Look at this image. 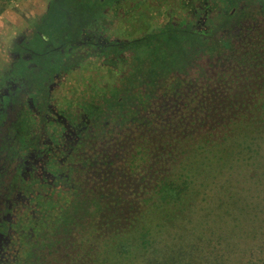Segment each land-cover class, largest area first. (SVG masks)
Here are the masks:
<instances>
[{"label": "trees", "instance_id": "trees-1", "mask_svg": "<svg viewBox=\"0 0 264 264\" xmlns=\"http://www.w3.org/2000/svg\"><path fill=\"white\" fill-rule=\"evenodd\" d=\"M213 10L163 42L172 66L149 62L129 83L132 110L114 133L85 136L98 144L58 177L69 206L23 239L22 264H233L240 250L235 264H264V0Z\"/></svg>", "mask_w": 264, "mask_h": 264}, {"label": "flooded vegetation", "instance_id": "flooded-vegetation-1", "mask_svg": "<svg viewBox=\"0 0 264 264\" xmlns=\"http://www.w3.org/2000/svg\"><path fill=\"white\" fill-rule=\"evenodd\" d=\"M77 1L82 2V0H52L51 4L50 2L47 4L46 10L39 15L46 17L49 12L51 13L53 23L51 25L49 22L47 27L53 40L61 42V46L65 47L59 46L57 52H54L57 59L62 61L60 69L55 73L54 81L46 80V73L41 69L44 67L45 59L50 64L51 51H46L43 57L39 55L32 59L24 50L18 49L13 41V50L8 52L11 58L7 64L10 66L13 64L14 68H17L14 62H19L20 57L25 56L26 65L20 70L21 74L31 73L32 78L30 77L29 83L41 87L39 90L36 89L33 95L34 99L38 98L37 103L34 105L27 99L26 104L21 108L25 109L23 111L25 115L36 117L37 126L46 131V135L41 137L42 134L37 132L30 133L29 137H26L25 133H22L23 138L16 136L12 130L18 121V117H14V110L19 107L15 104L18 101L13 96L1 101L0 110L6 113L0 120V264H22L20 259L24 256V252L20 251V244L23 239L32 236L37 228L44 227L43 229L50 230V226L56 220L61 222L57 212L69 206L67 203L69 188L64 180L58 177L64 176L66 180L68 179L69 168H74L73 161L77 160L85 144L91 146L98 144V141H93L92 137L86 138L92 136L93 130L97 131L98 135L102 127L107 129L111 126L114 133L116 120H124L125 113L132 110L131 103L134 96L129 83L143 78L147 73L148 63H153V60L148 61L143 57H132L133 61L126 62L128 57L122 58L120 55L135 54L131 48V41L120 42L111 35H109L110 39H107L101 34L91 32L81 34L74 12ZM112 2L111 6L116 3L115 0ZM57 5H63V9L56 10ZM68 6L72 8L70 13L67 11ZM111 6L107 10H101L97 17H94V14L92 18L102 26V29L109 30V21L115 20ZM38 17L34 18L35 23L38 22ZM188 25L192 26V22ZM20 42L21 38H18V44H21ZM79 47L83 50L77 49ZM66 49L68 52H65ZM118 55L119 57H116ZM65 61L70 64H66ZM84 65H87L85 69H83ZM120 67L125 68V74ZM80 68L84 70L83 72L88 69L86 71L88 75L82 74L87 77L86 84L89 82L87 87L98 88L101 85L97 89V94H101L100 96L103 94V98L101 97L102 99L96 104L99 105L102 114L95 115L93 109L88 108L86 112L88 119H79L74 126L71 124V119L65 124L64 114L58 117L55 109L60 104L65 105L72 97L82 101L77 95L73 96L74 92L68 90L69 84L68 87L63 86L67 75ZM81 70L80 73H83ZM120 71L122 74L119 75ZM94 73L100 76L95 78ZM106 80L111 81V85L107 88L104 83ZM20 81L28 83L26 80L20 79ZM41 111L45 112L42 119ZM111 140L114 141V136H111ZM85 206L81 204L76 207L77 213L79 211V214L75 215L76 220H80V212L85 210Z\"/></svg>", "mask_w": 264, "mask_h": 264}, {"label": "rangeland", "instance_id": "rangeland-1", "mask_svg": "<svg viewBox=\"0 0 264 264\" xmlns=\"http://www.w3.org/2000/svg\"><path fill=\"white\" fill-rule=\"evenodd\" d=\"M112 1L113 0L77 1L75 10H73L75 12V16H77L76 21L77 25L81 29V34L91 32L101 34L107 39H110L109 35H111L113 39L115 38L116 41L120 42L131 41V48H133L135 54L132 53L128 56L120 55L122 58L128 57L126 62L133 61L132 57H143V59H148V61L153 60L155 65L160 66L163 63L164 58L169 60L172 66L176 60L173 54L176 52L166 51L165 49L163 50L162 47L165 48L167 44L163 42L169 41L171 36L181 38L184 37L186 34L183 33V31L187 27L188 23L196 22L194 21V18H192L193 15L194 17H201V12L204 14L207 9H214L213 11H217L218 9L220 10L229 0H115L116 3L111 6L113 3ZM240 1L241 0H234L236 3ZM242 1L247 2L252 0ZM51 2L52 0H17L14 2L0 3V106H2L1 101H6V99L11 96L17 99L18 102L15 104L19 105V107L16 105L17 107L15 108L16 110H14V117H18V121L17 124L13 126L12 131H14V134H16L19 138H23L22 133H25L26 137H29L30 133L37 132L42 134L41 137L46 135V131L37 126L36 117L33 118L29 114L25 115V113H23L25 109L21 108L26 104L27 99L33 104L37 103L36 100H38V98L34 99L33 95L34 92L37 91L36 89L39 90L41 87H38L36 84L29 83L30 77L32 78L31 73L25 75L21 74L20 70L23 65H26L24 62L25 56L20 57L19 62L21 63L14 62V65L17 66V68H14L13 64H11V66L7 64V61L11 58L8 52L9 50H13V41L17 44L16 46L18 49L24 50V52L31 55L32 59H35L39 55L43 57L46 51H51L49 54L50 64H48L45 59L44 63L42 61L44 67L41 69L46 73V80L51 82L55 80V73L60 69V63L62 61L57 59L54 52H57L58 47L61 46V42L53 40L49 28L47 27L49 22L51 25L53 23L51 13L49 12L46 17L44 15L39 16L46 10L47 4H51ZM71 5L73 4L71 3ZM110 6V9L114 12L115 20L109 21V30L102 29V26H100L98 22L93 21L92 18L94 14V17H97L101 13V10H107ZM71 10L72 8L68 6L67 11L70 13ZM36 17H38V22L35 23L34 18ZM106 21L108 20L106 19ZM67 24H69L68 20ZM196 25L197 28H202L205 33L209 30V27H202L203 25H199L198 22ZM171 29L177 32L169 33ZM18 38H21V44H18ZM186 38H188V36H186ZM134 41L137 42L134 43ZM139 46H142V48ZM61 48L65 47L61 46ZM140 48L142 51H140ZM77 49L83 50V48L80 47ZM66 51L67 49L65 52ZM116 57H119V55ZM65 62L68 65L70 64L68 61ZM46 63L48 65H46ZM121 64L125 63L121 62ZM86 66L87 65H84L83 69H85ZM120 68L123 70L122 73H124L125 68ZM80 70L81 68L73 71L71 74H68L63 86L68 87L67 85L69 84L70 89L68 90L74 92L73 96L77 95L82 101L80 102L76 97H72L66 101L65 105L62 106V104H60V108L57 107V109H55L58 117H61L62 114H64L63 118L65 124L71 119V124L74 126L77 125V120L88 119L86 113L88 108H90V110L93 109L95 115L102 114L99 105L96 104L103 98V94L102 96H100L101 94H97V89H99L101 85L96 88L95 81L93 80L92 83L95 88H91L90 86L87 87L89 82L86 84L87 77L83 75L87 74L86 71L88 69L85 70V72H83L84 70H81L83 73H80ZM206 72H209V74ZM120 73L121 71L119 72V75ZM203 74L210 76L212 72L206 68L205 73ZM90 75L91 74H89V76ZM98 76L100 75L96 73L93 75L95 78ZM20 79L29 81L28 83H24L23 81H20ZM104 83L106 88L111 85V81L108 80ZM49 86L51 85L49 84ZM116 94L117 93L115 92V95ZM70 96H72V94ZM5 113L6 112L0 110V120L3 119L2 117ZM40 113L42 119L45 112L41 111ZM260 143L264 146V138L260 141ZM255 173H259V171L257 170ZM193 186L194 188H190V191L194 189L193 199L198 202L202 197H206L208 198L206 203H208V206L211 208L210 204L215 202V200H211L209 198V196H211V189H209V191L206 189L207 193L200 194L199 190L196 189L197 186ZM206 190H204V192H206ZM204 202V200H201L202 205H204ZM213 205L215 204L213 203L212 206ZM145 210L147 214L152 212L151 209L146 208ZM152 214L153 215H150L151 217L148 219L147 223L152 220L151 224H153V222H156L161 216L159 212H157V215L154 213ZM29 218L30 217H28V219ZM172 224L177 226L178 221L175 220ZM189 227L190 230H194V226L192 224ZM172 232H174V238L178 237V233L174 229L173 231L170 230L169 232H165V238ZM242 249H246V246H243ZM137 255L139 256V253L136 254V257ZM243 255H245L244 251H238L231 262L233 264H235V262H239V258H242Z\"/></svg>", "mask_w": 264, "mask_h": 264}]
</instances>
